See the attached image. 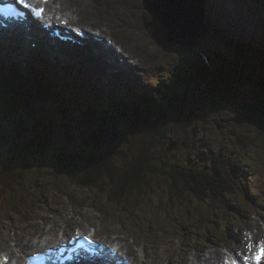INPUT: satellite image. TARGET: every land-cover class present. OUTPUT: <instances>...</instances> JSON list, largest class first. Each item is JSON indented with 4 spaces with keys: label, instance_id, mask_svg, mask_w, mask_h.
<instances>
[{
    "label": "rangeland",
    "instance_id": "1",
    "mask_svg": "<svg viewBox=\"0 0 264 264\" xmlns=\"http://www.w3.org/2000/svg\"><path fill=\"white\" fill-rule=\"evenodd\" d=\"M214 1L216 4L219 3L218 5H215V8H206L210 7V5L208 6V3L211 2V0H205L204 2H202V0H195L194 4L197 8L196 11L200 14V18L196 22L199 29L197 35L201 32L202 33L199 39L195 37L193 40L192 38L193 41H190L191 44L188 45L185 49L186 51H184V49L179 46L169 45L168 48L165 49V47L157 42L155 43L149 33L150 25H147L149 24L147 23L148 19H151L152 21V15L144 0H72L75 5L84 9L83 17L86 20L88 18L96 19L98 17L101 21L113 25V27L106 30V33L111 37H119L125 42L126 45L124 43L122 44L119 40H116L118 45L120 44L129 50L130 55L126 60V66H124V69L130 70V72L126 75L125 71L117 72L113 70V72H108V70L102 68L103 73L99 72V81L92 73H88L86 70H81L76 65H74L73 68L52 66V69L62 70L71 74L67 77H63L64 81H61V87H63V90L59 88V90L63 91L65 102L64 104L61 103L60 101L64 100H61L60 96L55 94L49 101L36 103L43 107H50L56 103L60 104L59 108H54L52 110V114L59 120V122L56 125V121H52L51 125L62 126L61 128H63V126L69 127L73 136L72 140L60 137L66 144L67 152L83 148L84 151L90 150L91 152H93V150H98L97 147L93 148L88 146L91 144L89 138L93 136V133L96 132V130H93L89 136H87L86 133L91 130V126H93L94 123L96 126L106 128L105 130H113L111 120L115 115H118L121 108H125V105L122 104L119 106L112 103L111 100L102 101V99H96V97L98 95V88L103 82H107L108 79L112 83L118 84H113L107 94L116 93L117 87L120 89L128 87V79L124 78L123 80H120L116 79V76L114 78L111 77L114 74H120L122 77L131 76L132 78L137 75L138 79H140L138 86H148V84L158 82L159 79L164 80L166 83H170L169 78L171 77V74L165 71L164 68L166 66H168V70H172L175 74L179 69L182 70L183 73L184 69L187 70L186 68L189 69L187 71H190L192 68L197 70L198 67L204 68L205 65H208L213 67L219 76H222L224 61L233 56L228 54V52H231L232 45H238L242 48L247 47L242 45V41L235 44L228 40L226 36L234 35L235 38H245L247 41L253 38H259L256 41H261L264 38L263 1ZM153 4L156 7H161L163 5L159 3V0H153ZM78 15L82 16L81 10L78 11ZM88 23L98 25V22L90 21ZM80 25L90 28V26L83 24V22H81ZM112 42L115 43L114 41ZM260 45H262V48L264 47V43H261ZM254 47L259 51L262 50L260 49L261 47L258 48L256 45ZM4 48H6V51L8 50L10 52L8 53V56L11 57L13 61L22 60V56H19L20 50L17 51L14 43L9 41L5 44ZM262 53H264V51ZM35 56L36 54L28 51V58L24 63L27 65L33 64L32 60H34ZM71 57V54L65 53L64 61L69 62ZM97 57L98 58L96 59L93 58L95 61L89 57H85L84 61L92 67H98L95 62L103 65V59L105 56L99 54ZM246 58L262 59V64L256 60L255 64L264 68L263 55L247 54ZM13 61L10 62L14 63ZM79 61L82 62V59ZM75 63L84 65L77 61H75ZM253 63L254 62H252L251 69L255 68ZM16 64H19V62ZM109 64L114 66V63L112 62ZM0 65H3V63ZM118 66L119 63L117 62L114 68H117ZM246 70L250 69L247 68ZM261 70L262 69L257 67L256 70H252L251 72L250 85L255 88H258L261 85L262 76L264 77ZM165 74L168 78L164 77ZM46 76L51 77L48 74H46ZM174 76L177 77L178 75ZM236 79L237 78H233V80ZM90 83L92 86L97 87H89ZM262 89L264 91V86ZM84 94H86V96H84ZM71 95L79 96H74L75 98L70 101L69 98ZM83 99L92 102L87 103V105L84 103ZM36 109L35 114L36 111L41 112V117L35 119L33 124L37 122L43 123L44 119H42V117L45 116V113H43L42 109L37 105ZM57 111H59V113H57ZM217 112L220 116L216 113V110L215 112L213 110H208L205 113V121L200 120L196 124V128H199V130L194 132L196 140L193 134L190 133L189 142L192 143L189 148L188 146L180 148V145L178 144L181 143V139L177 135L175 138L167 136L168 139H166V141L161 137L156 141L154 133L151 132L152 129H144L143 133L142 125L137 124L136 130L133 126H128L116 119L115 123L119 126L118 129L122 130L124 136L125 133L127 134V136H125L127 139H129L130 134L131 138L137 136L138 139L143 138L145 140H155L154 142L152 141L155 143V147H158L163 143L165 146V152L172 149L171 145L174 143L175 148H173L172 154H169L172 157L171 160L184 164L190 170H192V168L195 169L200 175L202 172L209 173L211 170H214V161L211 162L210 159H213L212 156H216V152L221 150L219 154L226 156L233 151V154L237 155L232 161L231 159L227 161L230 162L231 169H229V172L234 179H231L233 191L225 193L226 199L224 198L220 200V202H212L209 199L200 201L199 199L192 197L193 199L190 201L192 206L190 205V207L187 208L188 215L183 210L179 209L182 208L178 206L179 202L173 201V209L170 210L169 215L163 221H158L156 218H152L150 213H140L135 217L127 218V229L113 227L128 245L130 253L137 264H151L152 261L159 264H191L197 258L186 251H194L193 247H191L194 243L198 245L196 243L197 241H207L206 243L209 244H212V241L214 243L219 242L217 239H211V241H208L210 231L215 232L216 234H221L215 228L219 216L228 217L234 221L236 220V215L241 217L238 212L232 211L235 207L241 211L248 208L252 212H255L261 207V204L264 203V135L258 136L253 130L239 128L236 122V110L230 108L228 105H222ZM85 114L92 115L93 121L87 122L83 116ZM216 114L219 117L218 120L213 119ZM16 117H18V115H16ZM21 117H24L26 122L32 120L26 119L30 118L28 115H22ZM3 118L4 114L2 115L0 111V120L5 121ZM17 121L18 120L14 122L15 125H18L19 122ZM62 122L65 123L61 124ZM5 125H9L13 129V135L15 132L18 133L19 128H16L17 125L15 127L9 123H5ZM78 132L80 135H78ZM236 133L252 135L250 139H252L251 143L254 144L239 148L240 141L238 140L239 138L236 136ZM17 136H19V134ZM244 139H247V137H244ZM104 140L105 143H103L101 147L109 148L116 144L115 147L119 149V154L115 159V163L122 161L124 155L121 150L123 151V147L126 145L125 143L128 142L125 141L124 144H122L118 137L115 139L107 137ZM247 142L248 141L245 143ZM50 149L56 148L52 145ZM225 152L228 153L226 154ZM39 157L40 160L46 163L48 162L47 164H49L51 153L40 151ZM224 159L225 158L218 160V163L222 164ZM187 165H191L192 167ZM10 167H12L11 164ZM15 168H21V166L18 165V167ZM227 170L228 166H226L225 169L226 174ZM206 175L210 176L211 174ZM62 176L64 175H58L56 173L54 175L53 170L50 168H43V170L37 169L34 177L30 180L29 184H27L32 185L39 183L40 179H42L43 182L47 180L50 182L52 181L50 189L57 198V201L53 203L52 208L54 212L59 213L62 219V224L58 229L67 231L75 223L81 222V219L75 216V208L79 202L82 204L84 210L83 220L85 223L96 224L94 222V216L96 215L102 220L101 224L113 222L111 215L115 212L119 213L122 217L131 215L127 212L120 211L119 208L110 204L107 201V194H104V196L102 194L100 195L96 192V188H78L73 183L71 184L69 181H65ZM33 189H35V187H33ZM4 190L8 195L13 192L12 188H6ZM155 191H158V193L157 195L154 194L152 196V201L157 202L161 199L163 202L170 205V200L166 198L169 192L166 190L165 186H161L158 189L155 187ZM207 194H209V191H207ZM215 194L216 193H211V196L214 198L217 197V195H220L219 193ZM257 194H259L258 196L262 195L259 205L253 204L251 200ZM44 209H47V212H43L41 217L46 218V224L39 220L31 224H26L30 222V220L21 218L22 222H20V220L6 208L0 211V249L3 246L8 247V243L15 240L18 241L20 246L29 247L32 250L40 249L54 242L58 232L54 231L52 226H50V230H48V228H43L47 227V224L54 219V217L47 218L50 207L34 206L33 212L38 210L43 211ZM3 211L6 212L3 213ZM256 218H259V215H256ZM89 219L91 221H89ZM107 229H110V225L108 224ZM38 236L40 237L39 240L34 239ZM30 237L32 241H36L35 244H29L28 239ZM113 239L114 238H109V241H112ZM156 246L160 251V256L156 253ZM122 250H124V248H121V251ZM176 253H178V255ZM178 256L182 258L179 259Z\"/></svg>",
    "mask_w": 264,
    "mask_h": 264
},
{
    "label": "trees",
    "instance_id": "2",
    "mask_svg": "<svg viewBox=\"0 0 264 264\" xmlns=\"http://www.w3.org/2000/svg\"><path fill=\"white\" fill-rule=\"evenodd\" d=\"M151 22V19H148L147 23L149 24L147 25H150ZM149 28V33L155 43L157 42L167 49L168 46L157 39L154 29ZM252 53L244 48L233 47L228 54L234 56L224 61L222 76H219L214 68L208 65H205L204 68L198 67L197 70L192 68L190 71H187L189 69L186 68L187 70L184 69L183 73L180 69L175 74L172 70H168V73L171 74L170 83L162 81L158 84L152 99H148L144 105H125V108H121L118 115H115L111 120L113 128L117 130L116 119L128 126H133L136 130L137 124H139L142 125V130L152 129L151 132L154 133L156 141L160 137L166 141L167 136L175 138L177 135L181 139V143L178 144L180 148L184 146L189 148L192 143L189 142L190 133L195 137L194 132L199 130L196 128V124L200 120L205 121V113L208 110L214 112L216 110L218 114L217 110L222 105H228L236 110V122L239 128L253 130L258 136L264 135L262 134L264 133V108L257 101V97L246 88H243L241 92L232 90L229 82V80H233L232 76L234 75V78H237L236 80L241 83L246 78H250L252 70H256L255 68L251 69L253 60L263 61L260 58L247 59L246 55ZM247 68L250 70H246ZM16 70L21 76L30 78L29 74L22 73L17 68ZM226 70L231 71L232 76H229ZM42 78L43 82L20 79L14 85L0 87V107L15 116H8L5 121L13 124L16 120L19 122L16 126L17 129L19 128L17 137L9 135V132L0 126V142L9 146L6 155L0 154V192L6 203L13 206L16 211H23V208L26 207L25 204L41 203L45 200L44 194H37V191L32 189V186L41 187L39 183L27 185L34 177L36 170H43V168H50L54 175L55 173L64 175L62 178L65 181L73 183L78 188H96V192L100 195L107 194V201L110 204L120 208V211L131 214L123 217L116 212L110 214L113 222L122 226H126L127 217H135L140 213H150L152 217L158 214L157 218L164 220L173 209V201L179 202L178 206L189 208L190 205L192 206L190 202L192 197L200 201L209 199L212 202H220V200L226 199L225 193L233 191L231 179L234 178L229 172L230 162H227L229 159L232 161L237 157L233 152L226 156L219 154L221 150L216 152V156H212L213 159L209 158L211 162L214 161V170L209 173L200 171L201 175L195 169L190 170L184 164L171 160L172 157L169 154H172V150L175 148L174 143L171 145L172 149L165 152L163 143L155 147V143H153L155 140L152 142L148 139H138L137 136L131 138L129 133V139H127L125 137L127 134L125 133L124 136L122 130L120 131L122 144L125 141L128 143H125L123 151L121 150L124 156L119 163H115L119 154V149L115 147L116 144L109 148H98L93 152L84 151V148L67 152L66 144L57 132L58 127L51 125L52 121H56L52 110L58 108L59 103L43 108L45 111L43 123L34 125L31 117L29 122L23 118L16 119L17 113L25 112L24 110L27 109L24 104L30 102L29 99L33 95L31 93L35 90L37 98H41L42 101H49L55 94L64 100L63 96L59 94L60 87L53 86L46 74ZM60 102L64 103V101ZM217 114L213 117L214 120H218L220 114ZM83 116L88 122L93 121L92 115L85 114ZM37 117H41V112L37 113ZM92 131L91 127L88 133ZM78 135H80L79 132ZM236 136L240 141L239 148L254 144L250 139L252 135L236 133ZM246 141L248 144L245 143ZM41 144L44 146L53 145L56 148L53 149L54 153H51L53 156L51 155L49 164L40 160ZM222 158L225 159L222 164H219L218 160H222ZM23 164H25L24 167H22ZM18 165L21 168H15ZM187 166L192 167L191 165ZM226 166H228L227 174L225 173ZM50 185L52 186V181ZM161 186H165L169 192L166 198L170 200V205L161 199L157 202L152 201V196L158 193L155 191V187ZM6 188H12L13 192L8 195L4 190ZM211 193L220 195L213 198ZM21 203L25 204L20 205Z\"/></svg>",
    "mask_w": 264,
    "mask_h": 264
},
{
    "label": "bare ground",
    "instance_id": "3",
    "mask_svg": "<svg viewBox=\"0 0 264 264\" xmlns=\"http://www.w3.org/2000/svg\"><path fill=\"white\" fill-rule=\"evenodd\" d=\"M38 3V8L41 9L40 0H36ZM53 6H56V11H51L54 15L57 13L59 17H62L61 21L68 22L69 20H72L73 24L78 22H83L85 24V21H87L84 17L77 15L78 21H73L75 11L73 9L65 10V8L61 5L60 0H52ZM205 0H202L204 2ZM263 1L264 0H259ZM5 0H0V11L2 13L7 14L9 23L8 26H5L2 23L3 18L0 16V29H6L10 32L8 34H1L0 33V64L3 63V65H0V87H7L8 85H14L17 83L20 79L22 80H40L43 82L42 76L44 74H48L51 77H48L50 83L53 86L60 87V89L63 90V87H61V81H64L63 77H67L71 74L64 72L62 70L58 69H52V66L55 67H61V68H73L74 65L78 66L81 70H86L88 73H92L97 80H99V72L103 73V69L108 70V72H113V70L117 72L125 71L124 66H126V63L122 66H118L117 68H114L116 66V63L118 61V57L115 56L116 54L113 53V50L110 49L107 50V47H102L101 42L96 41L97 39L101 38V35L99 33H94L92 31L85 32L88 36L89 44L88 46H71V45H65V43H59L55 39L51 38L48 35V31L43 29L40 26H43L44 23L41 21H38L37 24L31 25L30 20L28 19L31 16V13H28L24 6L18 3V0L11 1L12 6L19 5V8H17L20 12L19 14H23L24 16H21L18 20L16 15H11L7 12L5 7ZM31 9H34V5L30 3ZM59 9H58V8ZM69 12H71L69 14ZM27 15V16H26ZM45 16L49 18V12L47 11L45 13ZM22 24H26V28H22ZM60 28V27H59ZM95 28H98V25H95ZM94 33V34H93ZM77 37V36H75ZM68 41V39H66ZM11 41L14 43L17 51H19V56H22V60H15L11 59V57L8 56V53L6 51V48H4L5 44ZM96 41V42H95ZM263 41V42H262ZM94 42L99 45H94ZM261 43H264V38L261 41H256L255 44L258 48H260L262 45ZM71 44V43H69ZM237 48V47H235ZM28 51H30L33 54H36L33 64L27 65L24 62H26ZM83 54H82V53ZM71 54L72 57L69 59L70 61L66 62L64 61V54ZM13 54V53H12ZM99 54L105 56L103 59V65L99 64L98 62L96 66L98 67H92L90 64L84 61L85 57H89L90 59L94 60L93 58H98ZM253 54V53H252ZM75 57V58H74ZM80 57V58H79ZM82 59V62L79 61ZM114 63V66H111L107 61ZM10 61H13L14 63H11ZM77 61L80 64L79 65L75 63ZM95 61V60H94ZM19 62V64H16ZM69 66V67H68ZM19 69L22 73H26L30 75V78L23 77L19 74V72L16 70ZM103 68V69H102ZM54 72V73H50ZM73 76V75H72ZM100 81V80H99ZM12 83V84H11ZM89 87H97L92 86L91 83L89 84ZM59 90V94L63 96V91ZM31 98L29 99L30 102H26L24 106H26L25 112L17 113L18 117L16 119H24V117H21L22 115H28L31 117L32 122L35 121V119H38L36 111V105L42 109L43 113L44 107L36 102H41V98H37V92L36 90L31 93ZM126 101H128L126 99ZM2 107H0V111L2 115L4 114L3 120L7 118L6 115H8V112L4 111ZM59 111H57L58 113ZM12 116V115H11ZM237 116V115H236ZM29 120V118H26ZM42 119H45V116L42 117ZM40 122H37L39 124ZM35 125V124H34ZM65 128V127H63ZM63 128H58L57 132L61 137H64L63 134ZM1 147V142H0ZM103 148V147H101ZM233 152V151H232ZM226 154L228 152H225ZM0 154H1V148H0ZM237 156V155H236ZM197 168V167H196ZM241 172V171H240ZM158 189V188H157ZM254 196L251 200L253 204L259 205L260 200L262 199V195ZM258 196V197H257ZM0 211L4 210L6 208L9 210L14 216H16L20 222L21 218H24L25 220L28 219L31 221V223H34L36 221H42L44 224H46L45 217H41L43 215V212H47V209H44L43 211H36L33 212V207L37 206V203H21L20 205L25 204L26 207L23 208V211L18 212L16 209L7 204L4 196L0 192ZM22 207V206H21ZM182 208H179L183 210L187 215V207L183 208V206H179ZM6 211H3V213ZM235 212H238L241 217H238L236 215V220H232L228 217L219 216L218 220L216 221L215 228L221 233L216 234L215 232L210 231V237L208 241H211V239H217L219 242L214 243L212 241V244L217 246L216 249L212 250L215 256V260H217L216 264H257L256 260V254L259 252L257 249L258 247L255 245L257 241L264 239V203L261 204V207L257 209V211L252 212L250 209L245 210H235ZM158 215V214H157ZM256 215H259V218H256ZM27 216V217H26ZM129 218V217H127ZM152 218H156L158 221H163V219L157 218V216H153ZM89 221H91L89 219ZM107 224L110 225V229H107ZM107 224H99L96 225L94 223H86L84 227H79L77 229V233L79 235H85L90 237L98 246H105L108 248V250L112 251L114 253L115 258L120 261L122 264H137L134 257L130 253V249L126 242L120 237L119 233L113 229L114 228H120V229H127V226L118 225L117 223L111 222ZM48 228L50 230V227H43ZM209 229V228H208ZM44 233V232H43ZM30 236V235H28ZM109 238H114L112 241H109ZM207 242V241H204ZM34 244V242H32ZM115 244V246H114ZM121 248H124V250L121 251ZM93 251H96V248H93ZM32 253L26 254L25 257L30 255ZM7 259L8 256H6ZM5 258V254L2 249H0V264L3 263V259ZM6 259V262L9 264H19L16 260L13 262H10ZM103 261L104 258H99ZM106 262V261H105ZM108 263V262H106ZM78 264H84L83 261H80ZM112 264V263H109ZM151 264H159L155 261H152ZM191 264H208L202 257H199V259L194 260ZM259 264H264L263 258L259 261Z\"/></svg>",
    "mask_w": 264,
    "mask_h": 264
},
{
    "label": "water",
    "instance_id": "4",
    "mask_svg": "<svg viewBox=\"0 0 264 264\" xmlns=\"http://www.w3.org/2000/svg\"><path fill=\"white\" fill-rule=\"evenodd\" d=\"M145 4L149 8L148 10L150 11L152 15V22L150 24V27L154 29L155 34L157 35V39L169 46H179L184 51H186V47L190 45V41L194 40L195 37L197 39L200 38L201 33L197 35L199 32L198 26L196 24L197 20L200 18V14L196 11V6H195V0H159L160 4H163L161 7H156L153 4V0H144ZM171 1V2H170ZM170 2V3H169ZM176 5V6H175ZM149 26V25H148ZM192 40V41H193ZM255 48H253V53L255 54ZM234 56V55H233ZM194 57V56H193ZM253 66L255 69L259 67L262 69V73L264 71V68H261L259 65L255 64V60H253ZM258 62V61H257ZM262 64V62H259ZM224 72V71H223ZM227 74L229 76H232L231 71H227ZM263 75V74H262ZM232 76V78H234ZM230 86L233 88L232 90L241 92L243 88H246L249 91H252L251 93L257 97V101L260 103L261 107L264 108V91L262 87L264 86V77L262 76L261 79V85L258 88H255L254 86L250 85V78H246L243 80L241 83L238 80H229ZM243 98V96H240ZM9 115L11 116V113L8 112ZM4 122V124H3ZM5 123H9L12 126H16L13 123L7 122V121H2L0 120V126L2 128H5L8 132L9 135L13 136V129L9 125H5ZM63 134L68 140H72L73 136L72 133L70 132L69 127L63 128ZM18 133L14 134V137H17ZM118 132L117 130H105L101 129L93 133V136L90 139L91 144L88 146L91 147H97L100 148L103 143H105V138L112 137V139L117 138ZM42 145V144H41ZM51 146L47 145L44 146L42 145L41 150L49 153H54L53 149H50ZM1 154L2 156L6 155L7 151L9 150V146L2 144L1 143ZM6 148V151H5ZM53 156V154H51ZM25 164L22 165L24 167Z\"/></svg>",
    "mask_w": 264,
    "mask_h": 264
},
{
    "label": "snow or ice",
    "instance_id": "5",
    "mask_svg": "<svg viewBox=\"0 0 264 264\" xmlns=\"http://www.w3.org/2000/svg\"><path fill=\"white\" fill-rule=\"evenodd\" d=\"M18 3H20L21 5H23L25 8L31 7V5L29 3H27L26 0H18ZM34 11L36 12V15L39 16L41 14V12H42V9H34ZM261 258H264V248H262L256 254L257 264H259V261L261 260Z\"/></svg>",
    "mask_w": 264,
    "mask_h": 264
}]
</instances>
